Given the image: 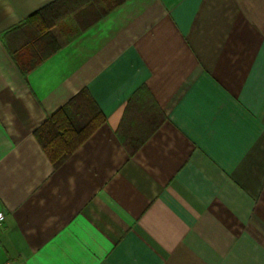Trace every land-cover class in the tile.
Segmentation results:
<instances>
[{"label":"crops","instance_id":"obj_1","mask_svg":"<svg viewBox=\"0 0 264 264\" xmlns=\"http://www.w3.org/2000/svg\"><path fill=\"white\" fill-rule=\"evenodd\" d=\"M56 1L0 0V264H264V0H66L23 75L7 41ZM81 90L103 121L53 167Z\"/></svg>","mask_w":264,"mask_h":264},{"label":"trees","instance_id":"obj_2","mask_svg":"<svg viewBox=\"0 0 264 264\" xmlns=\"http://www.w3.org/2000/svg\"><path fill=\"white\" fill-rule=\"evenodd\" d=\"M63 1L66 0H58L32 14L15 29L17 39L13 43L7 41V51L23 75L58 49L50 29L68 10L77 8L65 6ZM87 97L85 90L79 91L36 131L53 167L60 165L103 121L96 108L89 106ZM71 113L80 117L75 124Z\"/></svg>","mask_w":264,"mask_h":264},{"label":"built area","instance_id":"obj_3","mask_svg":"<svg viewBox=\"0 0 264 264\" xmlns=\"http://www.w3.org/2000/svg\"><path fill=\"white\" fill-rule=\"evenodd\" d=\"M2 219H3V215H2V213L0 212V221H2ZM1 264H12V263L9 262V261H6V262L1 263Z\"/></svg>","mask_w":264,"mask_h":264}]
</instances>
